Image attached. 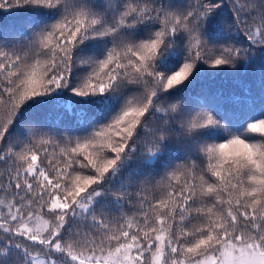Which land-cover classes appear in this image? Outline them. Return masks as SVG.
<instances>
[{
	"label": "snow or ice",
	"instance_id": "obj_1",
	"mask_svg": "<svg viewBox=\"0 0 264 264\" xmlns=\"http://www.w3.org/2000/svg\"><path fill=\"white\" fill-rule=\"evenodd\" d=\"M0 12L28 16L0 26V264H264V94L228 123L185 95L264 63V0ZM53 102L70 133L38 123Z\"/></svg>",
	"mask_w": 264,
	"mask_h": 264
},
{
	"label": "trees",
	"instance_id": "obj_2",
	"mask_svg": "<svg viewBox=\"0 0 264 264\" xmlns=\"http://www.w3.org/2000/svg\"><path fill=\"white\" fill-rule=\"evenodd\" d=\"M28 19L23 12H0V26L22 27ZM264 63L257 61L251 67L236 69H211L205 66L193 84L186 90L185 95L191 97L197 105V110H217L223 117V122L237 119L246 107L259 103L264 94V74L261 68ZM38 123L45 130L71 132L76 125L74 116L63 111V104H52L40 109ZM218 116V118H221ZM25 124V129L29 127ZM177 151H182V146H174Z\"/></svg>",
	"mask_w": 264,
	"mask_h": 264
}]
</instances>
